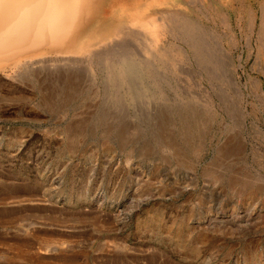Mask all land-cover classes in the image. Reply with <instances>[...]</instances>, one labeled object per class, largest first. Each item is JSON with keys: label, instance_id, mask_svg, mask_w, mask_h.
I'll return each instance as SVG.
<instances>
[{"label": "rangeland", "instance_id": "rangeland-1", "mask_svg": "<svg viewBox=\"0 0 264 264\" xmlns=\"http://www.w3.org/2000/svg\"><path fill=\"white\" fill-rule=\"evenodd\" d=\"M166 8L151 44L0 70V264H264V0Z\"/></svg>", "mask_w": 264, "mask_h": 264}, {"label": "bare ground", "instance_id": "bare-ground-1", "mask_svg": "<svg viewBox=\"0 0 264 264\" xmlns=\"http://www.w3.org/2000/svg\"><path fill=\"white\" fill-rule=\"evenodd\" d=\"M168 2L136 0L133 7L124 8L117 5L115 0H0V70L10 71L9 77L21 84L25 74L31 75L41 69L57 71L81 58L91 60V55L96 54L100 47L105 52L110 51L113 49L108 47L110 43L130 32L141 39V29H146V40L141 42L151 44L154 32L162 34L163 31H170L173 15L182 17V12L174 13L166 8ZM180 23L185 25L182 20ZM125 56L123 62L126 61ZM24 82L28 83L25 79Z\"/></svg>", "mask_w": 264, "mask_h": 264}]
</instances>
